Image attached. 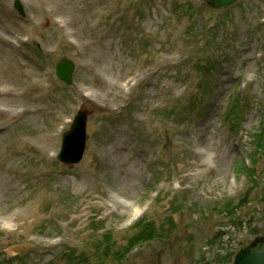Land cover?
Masks as SVG:
<instances>
[{
  "label": "rangeland",
  "instance_id": "rangeland-1",
  "mask_svg": "<svg viewBox=\"0 0 264 264\" xmlns=\"http://www.w3.org/2000/svg\"><path fill=\"white\" fill-rule=\"evenodd\" d=\"M20 2L0 0V264H231L264 232V0ZM148 220L161 239L126 252Z\"/></svg>",
  "mask_w": 264,
  "mask_h": 264
},
{
  "label": "water",
  "instance_id": "water-1",
  "mask_svg": "<svg viewBox=\"0 0 264 264\" xmlns=\"http://www.w3.org/2000/svg\"><path fill=\"white\" fill-rule=\"evenodd\" d=\"M235 0H207L211 6L225 7ZM15 6L20 10L18 0H15ZM73 62L63 58L56 65L57 75L66 83L71 82ZM85 138V114L78 112L72 123L70 131L65 132L63 138L62 150L59 158L67 162L78 161L83 153ZM233 264H264V234L257 235L253 240L243 248L239 249L234 258Z\"/></svg>",
  "mask_w": 264,
  "mask_h": 264
},
{
  "label": "trees",
  "instance_id": "trees-1",
  "mask_svg": "<svg viewBox=\"0 0 264 264\" xmlns=\"http://www.w3.org/2000/svg\"><path fill=\"white\" fill-rule=\"evenodd\" d=\"M154 231H155V228L152 225V228H151V230L149 232L144 231V232H141V233L138 234V235H140L139 237L138 236L132 237L130 239V244L135 242V241H137L140 238H148Z\"/></svg>",
  "mask_w": 264,
  "mask_h": 264
},
{
  "label": "bare ground",
  "instance_id": "bare-ground-1",
  "mask_svg": "<svg viewBox=\"0 0 264 264\" xmlns=\"http://www.w3.org/2000/svg\"><path fill=\"white\" fill-rule=\"evenodd\" d=\"M3 108H4V110H6V112H4V114H6V113L8 114V111L11 110L10 107H3ZM0 110H1V109H0Z\"/></svg>",
  "mask_w": 264,
  "mask_h": 264
}]
</instances>
